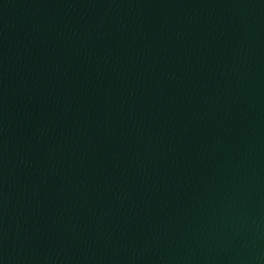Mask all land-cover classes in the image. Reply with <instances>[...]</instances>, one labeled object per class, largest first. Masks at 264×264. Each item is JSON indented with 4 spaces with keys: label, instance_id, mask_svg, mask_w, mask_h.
I'll return each mask as SVG.
<instances>
[{
    "label": "water",
    "instance_id": "obj_1",
    "mask_svg": "<svg viewBox=\"0 0 264 264\" xmlns=\"http://www.w3.org/2000/svg\"><path fill=\"white\" fill-rule=\"evenodd\" d=\"M0 264H264V0H0Z\"/></svg>",
    "mask_w": 264,
    "mask_h": 264
}]
</instances>
